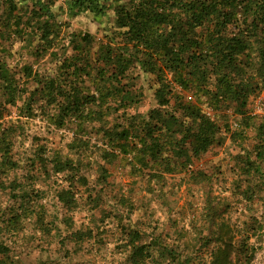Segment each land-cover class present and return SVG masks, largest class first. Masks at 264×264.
Instances as JSON below:
<instances>
[{
	"label": "rangeland",
	"instance_id": "rangeland-1",
	"mask_svg": "<svg viewBox=\"0 0 264 264\" xmlns=\"http://www.w3.org/2000/svg\"><path fill=\"white\" fill-rule=\"evenodd\" d=\"M53 10L60 31L49 50L34 54L43 40L36 37L30 45L11 33L2 24L7 12L0 0V137L11 138L16 162L5 164L0 152V264H212L220 246L229 250L227 264H264V126L253 113L264 95V71L244 74L249 90L243 102L199 99L189 90L175 95L187 100L192 94L188 100L203 111L213 101L209 116L221 128L209 148L195 155L178 123L153 134L142 128L145 121L156 122L152 110L188 120L176 97L159 104L156 73L131 68L123 78L135 94L128 105L119 106L109 94L98 98L105 85L97 71L104 62L101 44L116 36L121 46H130L122 40L126 33L118 34L126 28L116 24L113 9L101 17L70 15L66 0H57ZM85 33L93 41L78 50ZM240 58L260 59L255 51ZM1 68L21 89L13 102ZM173 75L167 71L163 79L173 83ZM75 88L95 97L58 125L60 107ZM52 96L56 100L47 104ZM123 127L132 129L127 152L112 139L113 130ZM154 137L166 146L141 164L138 148ZM56 156L71 159L73 168L55 171ZM140 245L148 253L143 257L134 253Z\"/></svg>",
	"mask_w": 264,
	"mask_h": 264
},
{
	"label": "trees",
	"instance_id": "trees-1",
	"mask_svg": "<svg viewBox=\"0 0 264 264\" xmlns=\"http://www.w3.org/2000/svg\"><path fill=\"white\" fill-rule=\"evenodd\" d=\"M56 1L3 0L7 16L2 24L30 45H33L36 37L42 39L44 44L33 48L36 52L34 54L43 53L53 46L55 35L60 31L61 23H55L53 10ZM19 3L27 8L23 10ZM110 8L115 13L116 24L126 28L125 31H118L119 36L126 33L122 40L130 46H121V41L116 36L101 44L99 58L104 62L97 71L105 85L98 89V98H106L109 94L119 100V106L128 105L134 101L135 94L123 82V78L131 68L139 67L156 73L161 81L156 89L159 104L166 106L172 97H176L177 104L188 120L179 122V118L172 113L164 115L160 110H152L150 115L156 118V122L145 121L143 130L153 134L158 128L178 123L188 138L192 152L195 155L205 152L216 140L220 125L206 110L203 111L197 101L183 100L175 95L189 90L197 94L199 99L208 97L219 101L218 99L237 97L238 100L242 99L241 102L246 99L249 80L244 74L252 69L264 71V44H254L264 41V0H66V12L70 15L89 11L96 17H101ZM198 27L203 30H198ZM81 39L76 45L78 50H82L83 43L88 45L93 41L89 33H85ZM114 42L117 44L113 45ZM253 51L257 52L260 58L258 61L240 58L242 54L247 57ZM68 62L65 60L63 64L72 65ZM167 71L174 74L173 83H166L163 79ZM24 72L31 76L32 66L26 65ZM1 73L5 77L4 86L9 94V101L13 102L21 89L3 68ZM48 82L50 88L55 87V78H50ZM81 93L80 88H75L66 95L68 101L60 107L61 113L55 120L58 125H62L64 117L70 112L79 111L83 103L92 101L89 96L95 97ZM55 100L52 96L46 103ZM211 102L207 100V105L213 109ZM119 109L120 107L117 108ZM259 117L262 119L260 126H264V118ZM160 121L162 123L158 125ZM110 131L107 129L106 132ZM131 134L132 129L129 127L115 129L112 139L116 140L119 148L127 152L133 145L129 139ZM164 145L166 143H160L156 137L151 143L142 141L138 148L141 164H148L147 156L150 154L156 157ZM177 148L181 154L184 146ZM10 149L11 138L3 134L0 137V152L3 162L11 167L16 162L10 155ZM53 162V168L57 172L73 168L69 158L56 156ZM5 248L1 246V250ZM228 251L226 247H218L213 252L212 264H227ZM134 253L143 257L146 253L145 246H135Z\"/></svg>",
	"mask_w": 264,
	"mask_h": 264
},
{
	"label": "built area",
	"instance_id": "built-area-1",
	"mask_svg": "<svg viewBox=\"0 0 264 264\" xmlns=\"http://www.w3.org/2000/svg\"><path fill=\"white\" fill-rule=\"evenodd\" d=\"M192 98L193 95L188 94V99ZM205 110L208 115L212 114L211 108L206 107ZM253 113L264 118V95L259 96V98H257V100L255 101Z\"/></svg>",
	"mask_w": 264,
	"mask_h": 264
}]
</instances>
